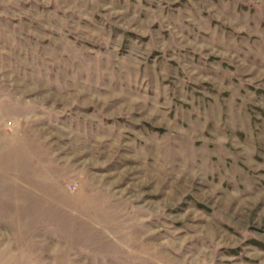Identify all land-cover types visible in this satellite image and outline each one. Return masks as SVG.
<instances>
[{
	"label": "rangeland",
	"instance_id": "obj_1",
	"mask_svg": "<svg viewBox=\"0 0 264 264\" xmlns=\"http://www.w3.org/2000/svg\"><path fill=\"white\" fill-rule=\"evenodd\" d=\"M0 264H264V0H0Z\"/></svg>",
	"mask_w": 264,
	"mask_h": 264
}]
</instances>
